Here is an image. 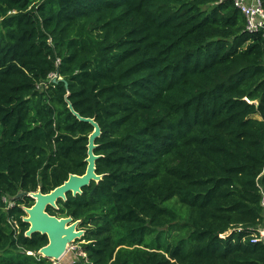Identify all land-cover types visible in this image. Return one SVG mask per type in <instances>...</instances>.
I'll list each match as a JSON object with an SVG mask.
<instances>
[{
  "label": "trees",
  "instance_id": "trees-1",
  "mask_svg": "<svg viewBox=\"0 0 264 264\" xmlns=\"http://www.w3.org/2000/svg\"><path fill=\"white\" fill-rule=\"evenodd\" d=\"M87 119L102 179L47 208L73 264H264V32L231 1L0 0V264H55L26 209L86 173Z\"/></svg>",
  "mask_w": 264,
  "mask_h": 264
},
{
  "label": "water",
  "instance_id": "water-1",
  "mask_svg": "<svg viewBox=\"0 0 264 264\" xmlns=\"http://www.w3.org/2000/svg\"><path fill=\"white\" fill-rule=\"evenodd\" d=\"M86 121L90 122L95 128L89 137L86 173L83 176L71 175L68 181L49 194H42L41 192L31 194L30 196L35 199V205L26 209L28 217L25 221L30 224L27 236H32L35 233L47 235L49 244L42 248L39 254L51 260H59L65 254L67 247L84 233L77 230L78 222L73 223L72 218L59 219L51 216L48 214L47 208H56L58 202L60 200L65 201L69 193H72L73 196L81 194L83 188L87 187L92 181L98 182L102 179V176L96 174V160L99 156L94 154V149L97 147L95 142L101 131L94 120L87 119ZM24 195L26 194L21 193L17 197L21 198Z\"/></svg>",
  "mask_w": 264,
  "mask_h": 264
},
{
  "label": "built area",
  "instance_id": "built-area-1",
  "mask_svg": "<svg viewBox=\"0 0 264 264\" xmlns=\"http://www.w3.org/2000/svg\"><path fill=\"white\" fill-rule=\"evenodd\" d=\"M223 1V0H222ZM240 10L246 19V31L249 33L264 32V7L262 0H229ZM56 73L49 75L48 81H56ZM44 84V83H43ZM42 84V85H43ZM247 102H250L246 99ZM4 203L12 206V202L7 197H3ZM264 205V204H263ZM264 239V237H262ZM256 241V240H255Z\"/></svg>",
  "mask_w": 264,
  "mask_h": 264
},
{
  "label": "rangeland",
  "instance_id": "rangeland-1",
  "mask_svg": "<svg viewBox=\"0 0 264 264\" xmlns=\"http://www.w3.org/2000/svg\"><path fill=\"white\" fill-rule=\"evenodd\" d=\"M259 230L261 236L264 237V225ZM79 247V243H72L67 247L65 254L59 260L52 261H55V264H73L74 261L81 255L78 252Z\"/></svg>",
  "mask_w": 264,
  "mask_h": 264
}]
</instances>
